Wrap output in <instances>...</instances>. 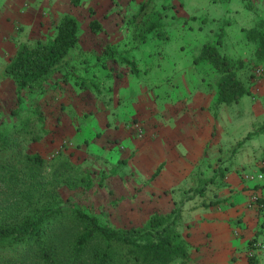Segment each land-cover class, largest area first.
Masks as SVG:
<instances>
[{
	"label": "rangeland",
	"instance_id": "374dc122",
	"mask_svg": "<svg viewBox=\"0 0 264 264\" xmlns=\"http://www.w3.org/2000/svg\"><path fill=\"white\" fill-rule=\"evenodd\" d=\"M7 1L11 0H0V29L5 21L13 22L17 35L8 33L0 37V131H12L9 142L12 139L14 142L6 149L0 145V224L36 206L40 192H45V196L48 192L55 194L63 205L75 203L112 228L143 227L152 215L169 214L160 212L162 207H156L151 194L143 191L154 177L137 168V141L144 139L139 124L142 118L124 120L129 124L124 125L129 132L126 138L110 137L106 131L110 125L113 130L123 125L120 121L114 123L120 118L121 107L117 105L121 98L115 91L121 88L124 76L132 71L122 62V57L135 61L137 73H132L140 80L141 87L159 83L156 78H150L160 66L166 67L165 58L159 59L157 51H175L183 40L193 45L205 41L206 31L211 28L206 15L216 9L214 1L155 0V12L150 19L155 20L161 14L163 26L160 34L151 40L146 33L145 41L131 24L132 14L142 0H79L78 4L60 0L62 3L53 9V20L43 29L44 14L30 19L28 24L22 19L16 22L4 18L9 9L5 5ZM25 1L31 7L43 8L41 1L52 4L55 0ZM227 2L232 12L226 15L230 23L225 24L227 36L221 49L233 56L236 64L241 60L237 72L250 90L246 101L257 105V117H261L264 61L256 58L257 44L248 41L245 30L264 20V0ZM221 8L225 11L223 5ZM64 14L76 17L79 22L77 46L41 87L26 93L24 101L18 102L14 81L11 77H2L4 66L22 43L34 45L38 40L45 42L51 38ZM91 19L101 23V30H91ZM215 28L217 32V24ZM214 35L207 34L205 39L208 41L212 36L210 40L214 41ZM16 38V43H10ZM259 68L261 71L257 73ZM215 75L218 77L215 72L206 75L210 84L216 85ZM232 107L235 111V106ZM110 109L115 111L110 113ZM147 134L145 129L144 136ZM32 154H39L42 161L27 157ZM181 185L184 187V183ZM179 193L182 191L172 192L177 201ZM172 213L176 219L175 211ZM66 227L61 239L72 237L77 230V226ZM23 264L35 262L28 258Z\"/></svg>",
	"mask_w": 264,
	"mask_h": 264
},
{
	"label": "crops",
	"instance_id": "0c3cea01",
	"mask_svg": "<svg viewBox=\"0 0 264 264\" xmlns=\"http://www.w3.org/2000/svg\"><path fill=\"white\" fill-rule=\"evenodd\" d=\"M213 1L216 9L205 16L211 28L205 31L206 35L217 36L222 26L223 43L228 28L225 24L230 23L226 15L232 9L228 2ZM61 3L41 1L43 8H39L25 0L7 1L9 9L4 18L16 22L22 19L28 24L44 14L42 29L47 28L54 17L53 9ZM1 27L0 37L16 32L13 22L5 21ZM205 36V41L194 45L183 40L175 51H157L159 59L165 58L166 67L151 73L150 78L159 82L155 85L143 88L132 72L125 75V83L115 91L121 107L120 118L114 123L123 125L116 130L110 125L106 133L126 138L129 132L124 125L129 124L125 121L142 118L139 124L144 139L137 141V168L153 175L160 167L142 190L151 194L156 207H162L160 212L175 211V228L189 245L186 264H252L249 255H253L255 264H264V222L251 198L254 192L263 194L264 185L243 178L246 172L256 173L263 160L264 133L256 128L264 113L257 117V105L247 103L246 95L228 104L216 101L217 85L210 84L206 76L214 72H205L194 63L202 45L212 41V36L208 41ZM17 38L8 42L16 43ZM141 71L146 73L145 69ZM114 111L110 109V113ZM145 129L148 134L144 136ZM174 191H182L178 201Z\"/></svg>",
	"mask_w": 264,
	"mask_h": 264
},
{
	"label": "trees",
	"instance_id": "16d2710c",
	"mask_svg": "<svg viewBox=\"0 0 264 264\" xmlns=\"http://www.w3.org/2000/svg\"><path fill=\"white\" fill-rule=\"evenodd\" d=\"M72 3L78 4L79 0H72ZM155 6V0H142L132 14L133 30L140 33L142 41L146 33L151 40L161 32V14L155 20L150 19ZM89 27L98 31L102 25L97 19H91ZM219 28L215 40L202 45L194 63L205 72L218 74V77L215 75V99L228 104L238 101L250 90L238 76L241 60L236 64L235 59L221 49L223 28ZM245 32L246 37L257 44L256 58L264 61V20L257 21ZM78 42L79 22L76 17L64 14L56 24L54 35L47 41L38 40L34 45L22 43L2 71V77L8 76L14 81L17 101L23 102L26 93L41 87ZM122 58V62L137 73L135 61ZM256 131L264 133V119L258 123ZM11 133L0 131L3 149L13 141L9 142ZM27 157L42 161L39 154ZM44 193L38 194L36 206L0 224V264H23L28 258L35 264H185L189 260V245L175 226L172 227L175 225L173 213L152 215L143 227L112 228L77 204L63 205L55 194L48 192L45 196ZM16 210L18 212L20 207ZM66 226H77V230L72 237L61 239ZM248 258L255 264L253 255Z\"/></svg>",
	"mask_w": 264,
	"mask_h": 264
},
{
	"label": "built area",
	"instance_id": "2783aa9c",
	"mask_svg": "<svg viewBox=\"0 0 264 264\" xmlns=\"http://www.w3.org/2000/svg\"><path fill=\"white\" fill-rule=\"evenodd\" d=\"M260 71L261 69L259 68L257 73H260ZM259 165L260 168L256 173L246 172L243 174V178L247 181H255L256 183L260 182L264 185V159L260 161ZM251 198L257 212L260 214L264 222V193L254 192L252 193Z\"/></svg>",
	"mask_w": 264,
	"mask_h": 264
}]
</instances>
